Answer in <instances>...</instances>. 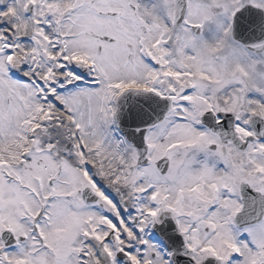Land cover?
<instances>
[{
  "label": "snow or ice",
  "instance_id": "1",
  "mask_svg": "<svg viewBox=\"0 0 264 264\" xmlns=\"http://www.w3.org/2000/svg\"><path fill=\"white\" fill-rule=\"evenodd\" d=\"M0 264H264V0H0Z\"/></svg>",
  "mask_w": 264,
  "mask_h": 264
}]
</instances>
